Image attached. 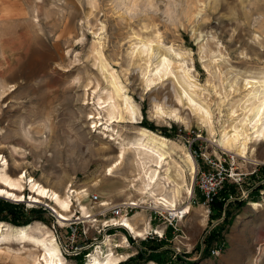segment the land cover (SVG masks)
Masks as SVG:
<instances>
[{
  "label": "rangeland",
  "instance_id": "1",
  "mask_svg": "<svg viewBox=\"0 0 264 264\" xmlns=\"http://www.w3.org/2000/svg\"><path fill=\"white\" fill-rule=\"evenodd\" d=\"M142 49L147 53L140 54ZM163 57L170 60L168 74L159 63ZM113 86L122 90L120 97ZM255 87L264 89V0H0V159L4 158L0 165L7 160L13 176L27 172L49 189L70 196L72 221L78 212L83 214L82 206L88 213L99 208L88 194L109 204L138 202V209L129 216L134 224L140 228L149 224L160 235L165 232L164 237L170 235L166 247L191 253L222 219L209 224L211 214L200 200L198 176L193 179L184 162L186 153L195 160L197 173L208 168L205 157H211L228 172L243 176L236 185L238 199L247 204L240 210L232 206L233 219L224 233L226 249L210 258L195 254L186 260L188 264H264V178L258 172L264 167V142L252 126L244 125L255 103L247 95ZM167 89L176 105L169 102ZM111 97L123 109L127 97L136 109L134 115L121 110L109 133L113 136L103 139L105 126L91 128V117H100L104 124L110 120L103 102ZM197 105L210 114L209 121L204 111L196 110ZM142 123L167 129L172 137ZM235 127L249 134L244 153L239 146H221L224 133L233 134ZM141 129L169 140L162 175L173 166V183L163 181L167 192L162 188L157 194L173 197L168 190L183 185V194L176 196L178 208L192 206V214L184 219L172 216L153 199L141 204L142 187L133 182L138 177L133 151L114 176H106L117 161L119 142H135ZM176 165L184 169L187 186L177 178ZM56 177L63 178L61 188L53 183ZM259 186L263 204L255 211L249 194ZM187 187L193 188L191 197ZM83 190L87 192L79 196L72 193ZM0 200L13 207L12 212L1 214L0 223L14 228L45 226L65 264L89 263L87 254L98 249L95 239L99 244L105 241L96 235L92 223L84 230L78 226L73 245L67 238H56L50 202ZM157 211L161 216H155ZM17 213H24L18 223L14 222ZM71 223H64L63 236L71 235ZM169 227L173 230L167 233ZM126 236L117 230L107 246L111 240L114 252L128 255L129 260L146 249L147 242L145 236L138 238L137 246L130 239L129 246L122 242ZM81 245V254L65 253ZM35 249L24 244L0 246V264H37L40 253ZM15 252L20 258L14 257Z\"/></svg>",
  "mask_w": 264,
  "mask_h": 264
},
{
  "label": "bare ground",
  "instance_id": "2",
  "mask_svg": "<svg viewBox=\"0 0 264 264\" xmlns=\"http://www.w3.org/2000/svg\"><path fill=\"white\" fill-rule=\"evenodd\" d=\"M145 53H147L146 49H142L140 51V54ZM161 62L163 63V65H165L164 73L168 74L170 60L168 59V57H163L159 63ZM112 77L115 80V76ZM255 88L250 94L248 93L249 95H247L250 97L248 101L252 99L255 103L252 105L250 104V115L252 117L248 115L249 117H247V120H244V125L247 127L252 126L251 129L253 130V133L256 134L257 137L262 138L264 142V89L263 91H259L258 88ZM114 90L120 97V95L122 94V90L120 89V87H115ZM165 94L169 102L173 105H176V103L172 99V93L168 89L165 91ZM189 101L194 102L190 98ZM103 103L107 104L106 106H104V108L108 111L110 120H108L104 124L101 122L100 117L96 118V116H93L91 117V119H93L94 122H92L93 126L91 128H96L97 130L105 126L103 128V133L105 134V137L103 139H107L109 136H113L109 133L114 131V129L111 128L113 123H116V118L117 121L119 118H121V110L130 115H134L136 108H134L127 97L125 98L124 109L120 108V106L117 105L114 97L110 98V102ZM196 110H199L201 112L204 111L207 117V121H209L210 114L206 112L203 107L198 106V109ZM117 112L119 113L118 117L116 116ZM246 121H248V124L246 123ZM140 131L141 136L137 138L135 142L132 141V143L130 144H125V140H121L119 142L120 150L115 156L117 161L108 168L106 176H114L116 171L124 164L126 156L131 153L130 151H133L137 162L135 167H137L138 171V177L137 179H134L133 182H136L142 187L140 194L143 196L142 199H140V201H142L141 204L143 205L148 199H153L156 204L163 205L166 210L172 214V216L184 219L186 216L192 214V206L191 204H187L184 208H178V198L176 196H180L181 191H183V185H178L180 184L178 183L177 185H175L176 187L174 190H168V192H174L173 197L168 198L165 195L161 196L162 194H157L158 190H161L162 188H164V190L167 192V184L163 185V181H167L169 184L172 182L170 174L172 171L171 168L173 166L171 167L168 165L169 167L164 170L165 175H162V170L164 169L165 165L168 164V152L165 151V147L167 146L169 140L164 137L158 136L147 129H141ZM249 139L250 137L247 131H245L243 128L240 130L235 127L233 134L224 133L222 139L220 140V143L221 146L225 149H234L236 148V146H239V151L244 153ZM107 148L112 149L111 146H108ZM3 160L4 158L0 159V162H2ZM253 161L258 162L257 160ZM184 162L188 166V168H190L192 178L194 179V176L197 173V165L195 163V160L189 153H186ZM174 169L177 174V178L183 181L182 183L187 186L184 169L180 165H176ZM10 170L11 167L7 160L0 165V197H3L7 200H14L15 202H27L30 204H47V202H50L52 205L50 207H52V209L59 215L58 218L61 224L72 221L73 205L70 196H62L58 192L49 189L39 181L35 180L32 176L29 177L27 175V172H23L19 175L13 176L14 174L12 175L10 173ZM53 183L57 187L61 188L63 185V178L56 177ZM134 186L136 187L137 185ZM133 189L135 191V188ZM26 191L29 192V195L25 194ZM185 191L186 194L190 197L193 195V188L187 187ZM84 192H87V190H83L81 192L73 191L72 193H75L77 196H79ZM136 204L139 207V203L137 202ZM251 207L253 208V210L258 211L259 208L262 207V205L253 204L251 205ZM81 210L83 212V215L85 216L84 218H88L89 216L87 215V208L82 206ZM202 217H204V224H206L208 219L206 212ZM129 219L130 218L124 220V227H127L131 231V233L135 235L136 238H143L145 234H147L151 230V226L149 224L145 228H140L138 225L134 224L131 219ZM45 228V226H42L40 224L31 225L25 228H14L0 223V246H11L16 244H24V246L32 245L34 248H36L35 250L39 251L40 253V255L35 260L37 264H65L61 256L62 254L60 247L58 246L55 237H53L51 232H49L48 230L46 232ZM156 233L158 234L161 232ZM124 239L126 241L125 237ZM108 245H112L111 240L108 242ZM109 248L110 249L108 250V255H106L105 257L94 256L93 260L89 262V264H120L128 259V255L116 254L114 252V249H112L111 247ZM8 250H10L9 247ZM259 250V255H261L262 249ZM19 256H21V254L15 252L14 257L20 258ZM257 262L258 261L256 260V263Z\"/></svg>",
  "mask_w": 264,
  "mask_h": 264
},
{
  "label": "built area",
  "instance_id": "3",
  "mask_svg": "<svg viewBox=\"0 0 264 264\" xmlns=\"http://www.w3.org/2000/svg\"><path fill=\"white\" fill-rule=\"evenodd\" d=\"M205 163L207 165L206 170H201L199 171L196 176H198V187L202 193V196L204 198L203 205L207 207V213L208 215L211 214V205L218 195V193L224 188V186L227 183H232V184H240L242 180V175L234 173V171L228 172V170L225 168L224 165L216 161L215 159H212L211 157H205ZM263 194V192H262ZM245 195L248 196V193ZM93 200L94 203H99V208H105V210H99V208L94 207L89 211L87 214L89 217L84 218L85 216L78 212V216H76L75 221H71V225L69 224L72 233L68 237L64 234L61 233V229L66 227L67 224H61L58 214L53 210V209H48L51 210V216L55 219V224L53 225V233L55 234L56 238L58 237L61 239V236L64 238L69 239L72 241V245L76 242L75 239L77 238V231H78V226L82 228L83 230L86 228V226H89L90 223L96 227V235H99L100 237L102 236L103 243L99 244L98 243V238L95 239V245L98 247L97 250L94 251V253L87 254V258L89 262L92 261L94 256H99V257H104L108 254V250L110 249V246H107V240L111 238L112 235H117V230L121 229L125 231L128 235L129 238H127V243H125V240H123V244H128L129 246L131 245L130 239L133 240V245H137V241H139L138 238L134 237L128 229H126L124 226V220L128 219L130 214L133 213L135 210L138 209L137 202H121L117 204H105L102 199L96 194L89 195ZM246 196V197H247ZM101 205V206H100ZM155 216H161L160 212H154ZM75 222V223H74ZM67 223V222H65ZM170 225L174 227L173 222H170ZM82 231V230H81ZM115 231V232H113ZM85 234V233H84ZM165 232L163 234H157L156 230L151 229L149 233L145 235L143 238V241H150V240H157L160 241L164 239ZM156 237L158 239H156ZM99 244V245H98ZM116 246L115 248H117ZM107 249V251H106ZM83 245L81 246H76L74 248V251H69L66 250V254L69 255H79L82 253ZM216 252V251H215ZM214 252V253H215ZM89 264V263H87Z\"/></svg>",
  "mask_w": 264,
  "mask_h": 264
},
{
  "label": "trees",
  "instance_id": "4",
  "mask_svg": "<svg viewBox=\"0 0 264 264\" xmlns=\"http://www.w3.org/2000/svg\"><path fill=\"white\" fill-rule=\"evenodd\" d=\"M142 124H144V127L152 131L159 132L166 138L172 137L167 129L159 130L153 125H146L145 123ZM258 172L264 178V167H261ZM262 189V186H259L257 188H254L253 190L258 192ZM254 191L250 192L249 197L251 195L253 196V194L255 193ZM238 193L239 191L236 184H226L224 188L218 193L211 205V216L209 224L215 223L216 221L221 219L222 222L212 230L210 235H208L207 238L203 240V242L198 243L191 253L180 254L176 253L174 249L166 247L167 240L170 237V235H166L164 239L158 242L148 243V241L147 245H145L146 249L140 250L137 255L120 264H142L148 261L155 262L156 264H188L186 260L188 258H192V256L195 254L197 256H202L203 258H210L215 251H224L227 245L224 233L227 227L231 225V221L233 219L232 206H236L237 210H240L247 204L245 201H241V199H238L240 197ZM232 197L235 199L231 201L230 199ZM200 200L201 202H204L203 196L200 197ZM251 201L257 202L255 200V197H252ZM12 209L13 207L11 204L3 205L0 200V216L4 211L12 212ZM23 215L24 213H22V216L17 213L14 222H20L17 220L23 217ZM171 230L173 229L169 227L167 229V233H169Z\"/></svg>",
  "mask_w": 264,
  "mask_h": 264
},
{
  "label": "crops",
  "instance_id": "5",
  "mask_svg": "<svg viewBox=\"0 0 264 264\" xmlns=\"http://www.w3.org/2000/svg\"><path fill=\"white\" fill-rule=\"evenodd\" d=\"M262 192V191H261ZM261 192L259 193V191L258 192H255L254 194H253V197H255V200L257 201V202H251V204H263V203H261L260 202V194H261Z\"/></svg>",
  "mask_w": 264,
  "mask_h": 264
}]
</instances>
